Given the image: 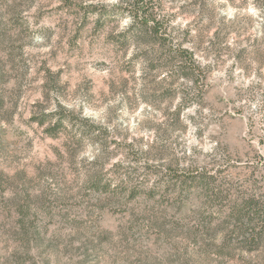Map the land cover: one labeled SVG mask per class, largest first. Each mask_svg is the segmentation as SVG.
Returning a JSON list of instances; mask_svg holds the SVG:
<instances>
[{
  "label": "rangeland",
  "instance_id": "obj_1",
  "mask_svg": "<svg viewBox=\"0 0 264 264\" xmlns=\"http://www.w3.org/2000/svg\"><path fill=\"white\" fill-rule=\"evenodd\" d=\"M118 1L0 0V264H264V237L229 238L230 207L264 202V68L229 59V46L261 38L263 8L153 0L176 47L186 24L211 26L184 41L200 71L179 80L191 101L184 128L161 139L144 124H162L160 108L121 104L137 49L113 43L129 18L111 13L99 26L90 8L110 13ZM216 33L221 60L209 48ZM97 127L106 152L92 141Z\"/></svg>",
  "mask_w": 264,
  "mask_h": 264
},
{
  "label": "trees",
  "instance_id": "obj_2",
  "mask_svg": "<svg viewBox=\"0 0 264 264\" xmlns=\"http://www.w3.org/2000/svg\"><path fill=\"white\" fill-rule=\"evenodd\" d=\"M152 2L153 0H119L117 5L110 9V13L98 10V5H90V8L100 11L97 18L99 26H102L101 23H104L105 19L109 18L108 15L111 16V13H113V18L124 16L129 18L128 26L116 37L117 42L113 43L114 46H133L137 49L133 57L126 62L128 71L125 72L127 73L125 75H129V77H124L121 83L123 89L120 93L121 104L135 112H139L142 105L145 108H160L164 122L155 124L148 120L144 124L148 129L153 130L159 138L164 139L170 135L169 132L184 128V111L191 105V101L180 92L179 80L194 78L198 75L197 72L200 71L194 52H190L184 47V41L194 30L198 31L201 29L202 32L204 29L203 32H207L211 26L205 27L199 21L186 24L183 30L184 39L176 47L174 29H171L165 20L160 18L156 12L157 8L154 7ZM256 3L264 10V0H256ZM262 23L261 38L252 41L250 48L244 47L234 51V47L229 46V59H233L237 66L246 72H249L251 64L257 65L258 69L264 68V18ZM195 38L196 42H194V45L202 47L204 39L201 37L200 32ZM223 41L224 38H221L218 33L209 40V48H211V52L216 53L218 60L223 57L220 51ZM140 48L145 49L141 51ZM130 82L134 83L132 92L127 90ZM201 83L203 82L201 81ZM197 88L199 95L203 91L204 84L197 85ZM141 113H145V110H142ZM51 117H56V114L51 115ZM62 125L63 120L59 118L53 129L57 130ZM91 133H93L92 136L96 134L92 141L98 144L101 151H108L110 143L106 140L107 131L97 127ZM156 150L162 151L164 148H157ZM128 151H132L130 147H128ZM154 155V158L160 161L164 158L161 154ZM167 161L171 167L179 166L178 160ZM92 164L94 165V163ZM194 181L190 183L188 179H184L179 181V183L187 185L188 183H195ZM99 185V181L93 182V187L96 190L100 188ZM104 188L103 190L107 193L108 185L104 186ZM137 193V190H134L130 191L128 195L135 197V195H138ZM230 208L229 238L239 243H254L262 240L264 237V202L249 199L241 204L235 203ZM207 225L208 223H206ZM237 249L232 248L233 251ZM246 249L248 252L254 251L253 248Z\"/></svg>",
  "mask_w": 264,
  "mask_h": 264
}]
</instances>
